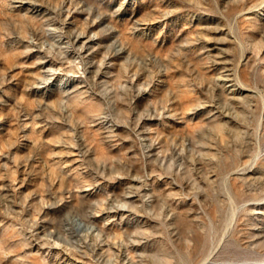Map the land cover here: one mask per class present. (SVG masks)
Wrapping results in <instances>:
<instances>
[{
  "label": "rangeland",
  "instance_id": "rangeland-1",
  "mask_svg": "<svg viewBox=\"0 0 264 264\" xmlns=\"http://www.w3.org/2000/svg\"><path fill=\"white\" fill-rule=\"evenodd\" d=\"M0 264H264V0H0Z\"/></svg>",
  "mask_w": 264,
  "mask_h": 264
},
{
  "label": "bare ground",
  "instance_id": "bare-ground-1",
  "mask_svg": "<svg viewBox=\"0 0 264 264\" xmlns=\"http://www.w3.org/2000/svg\"><path fill=\"white\" fill-rule=\"evenodd\" d=\"M89 46V45H88ZM233 76V75H232ZM224 77V76H223ZM226 78V77H225ZM224 81H226V82H230V79L229 78H226V79H224ZM223 82V81H222ZM233 82V81H232ZM231 82V83H232ZM225 84V83H224ZM228 85V84H227ZM228 89V88H227ZM231 89V88H230ZM236 91V90H235ZM234 92V91H233ZM231 96V95H230ZM121 213V212H120Z\"/></svg>",
  "mask_w": 264,
  "mask_h": 264
}]
</instances>
